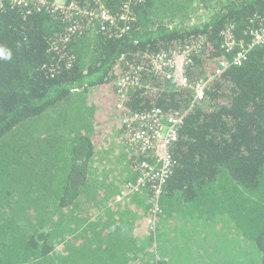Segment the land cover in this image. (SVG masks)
<instances>
[{
    "label": "trees",
    "instance_id": "16d2710c",
    "mask_svg": "<svg viewBox=\"0 0 264 264\" xmlns=\"http://www.w3.org/2000/svg\"><path fill=\"white\" fill-rule=\"evenodd\" d=\"M65 1L91 7L89 0ZM102 1L116 21L128 4V30L96 33L79 18L65 46L56 43L72 22L59 11L0 9V264H148L152 250L134 251L136 239L151 243L161 229L165 256L150 253L152 264H264V45L242 66L212 76L225 56L220 33L229 28L235 40L248 41L264 24V0H198L209 18L190 24L188 14L199 7L192 0ZM197 40L202 49L191 54L186 77L193 84L207 76L202 102L190 88L153 77L146 63ZM137 67L140 84L118 109L116 80ZM154 108L181 116L173 173L154 218L146 193L125 202L141 207L127 212H142L133 222L136 239H127L105 223L113 215L127 219L114 194L136 176L137 157L126 150L120 121ZM110 132L116 142L106 144ZM106 154L113 156L104 168L124 160L134 176L116 185L93 178ZM178 231L183 253L175 259L169 234ZM199 235L225 255L209 251L211 259H203L201 245L194 247ZM192 253L198 256L184 260Z\"/></svg>",
    "mask_w": 264,
    "mask_h": 264
},
{
    "label": "built area",
    "instance_id": "2783aa9c",
    "mask_svg": "<svg viewBox=\"0 0 264 264\" xmlns=\"http://www.w3.org/2000/svg\"><path fill=\"white\" fill-rule=\"evenodd\" d=\"M129 1V0H127ZM91 7L79 6L65 0H0V9L5 6L24 9L27 11L60 12L65 20L72 22L63 32L56 44L65 46L80 28L79 18L86 20L91 30L96 33L107 34V28H114L118 34H124L128 30V24L134 18L128 4L122 6L123 13L119 21L110 15L102 0H89ZM221 50L225 54L215 65L212 76L216 77L229 68L242 66L252 49L264 45V24L252 31L248 41L235 40L229 28L220 33ZM203 42L197 40L183 48L170 49L153 55L147 59V70L155 78L166 81L173 88H190L194 93L193 101L202 102L205 99V89L208 78L206 75L198 78L190 84L186 77V70L193 62L191 56L199 54ZM139 67L132 72L123 73L115 83L116 92L119 95L117 108L122 106V98L128 89L140 84ZM149 87L146 86V89ZM121 126L124 129L123 138L127 148L134 152L137 159L134 169L135 178L121 184L118 193L114 196L116 204L123 203L130 197L146 193L153 202L149 216L158 213L156 208L168 180L173 173L172 147L178 140V128L181 124V116L167 115L160 108H154L146 113H129L121 118ZM146 196V195H145Z\"/></svg>",
    "mask_w": 264,
    "mask_h": 264
},
{
    "label": "crops",
    "instance_id": "0c3cea01",
    "mask_svg": "<svg viewBox=\"0 0 264 264\" xmlns=\"http://www.w3.org/2000/svg\"><path fill=\"white\" fill-rule=\"evenodd\" d=\"M113 134L114 133H112V132L109 133V135H108V137H107V139L105 141L106 144L109 143V142L110 143L111 142H116L115 136ZM116 145H117V143H116ZM126 150L128 152H130L129 149H126ZM126 150L124 149L125 152H126ZM108 151H110V150H108ZM125 152H124V157H126V155H127ZM114 155H117V154H114ZM111 156H113V155L106 154L104 157H102V160L106 161ZM102 160H101L100 164H98L95 167V170H94L95 176L93 177L95 179L104 180V178H105L107 181H110L113 185H116V184L121 183L122 181H124L126 179V177H128L130 175H133L132 171L127 166H124L125 165V163L123 162L124 160H121L119 164H116V160L112 159L111 160V162H112L111 165H110L109 161H107L105 163V168H104V164H102ZM99 166L101 167V170H100ZM133 171H134V174L136 175L135 169H133ZM131 180L132 179H129L127 181H131ZM127 181H125V182H127ZM120 186H119V189H120ZM119 189L117 188V191L115 192L114 196L118 193ZM126 201L127 200H125L123 203H120L121 205H119V210H118L119 213H127V219H124V225H125L126 229L124 231H120V234L123 237L127 238V239H132V238L136 239L135 235L138 234V230H136V227H135L133 222H135L136 219L139 220L138 217H136V216H140V213H139V211H134V210H132V212L129 213V212H127V210L129 209L128 208L129 206L133 207V208H136V209H139V210H140L141 207H136L134 205H132V206L128 205L127 203H125ZM114 204H116V203L114 202ZM114 221H115V224H110L111 222H114ZM175 223H177L179 225L180 224L183 225L182 221H176ZM116 226H119V223H118V220H117V216H115L113 220H109V225L107 226V228H110L111 231H114ZM161 234H162V229L157 231L156 234L154 233L152 235L153 236L152 237L153 241L151 243H150L149 238L147 236H139L138 239H136V240H138V242H136V246L134 248V251L137 250V247L142 248V246H143V247H145V249H144L145 252L152 250L150 253H155V254L158 253V251L160 249H162V246L159 243V241L161 240ZM176 239H178V242L175 241ZM169 240H170L169 241V249H170L171 252H175V250L177 248L178 249L182 248V243L181 242L183 240L180 239V231L176 232L175 234L174 233L173 234L170 233L169 234ZM173 242H174V244H173ZM173 249H174V251H173Z\"/></svg>",
    "mask_w": 264,
    "mask_h": 264
},
{
    "label": "rangeland",
    "instance_id": "374dc122",
    "mask_svg": "<svg viewBox=\"0 0 264 264\" xmlns=\"http://www.w3.org/2000/svg\"><path fill=\"white\" fill-rule=\"evenodd\" d=\"M192 2H194L193 4H196V5H198L199 6V4H200V2L198 1V0H192L191 1V3ZM196 2V3H195ZM192 4V5H193ZM186 5V4H185ZM201 8V9H200ZM203 7H193V9L190 11V13L188 14V16H189V18H188V21H187V23L189 22V24L190 23H198V22H203V21H205V18L206 19H208L209 18V15H207V13L205 12V9H202ZM169 24H171V25H175V23L173 22V23H169ZM103 162H105V160H102ZM100 164V163H99ZM99 168H100V170H101V167L99 166ZM116 205V204H115ZM118 206L119 205H121V204H117ZM139 213H142V212H139ZM116 215H113V216H111L110 218H108L106 221H105V223H109V220H113L114 219V217H115ZM124 219H126V218H121V217H119V216H117V220H118V223H119V226H116L115 228H118L119 229V231H124L125 229H126V227H125V225H124ZM178 223V222H177ZM110 224H115V221L114 222H111ZM123 229V230H122ZM197 237H200L199 239H197V240H199L198 241V243L197 244H195L194 245V247H197V246H200L199 248H196V250H197V252L198 253H200L201 254V257L203 258V259H211V258H209V251L211 252L210 254V256H216L218 253H220V257H218V258H221V257H223L224 255H225V253H224V250H223V248H221V249H217V250H214L213 248H207V246H206V244H204V243H202L201 244V241H202V236L201 235H199V236H197ZM196 241V240H195ZM204 244V245H203ZM234 246L233 245H231L229 248H226V250H231L232 248H233ZM177 250H178V248L175 250V252L174 253H176V255H175V259H176V256H177ZM220 250V252H218ZM160 251H161V249L159 250V253H160ZM205 251V252H204ZM235 254L237 253V249L235 248ZM233 252V253H234ZM183 253V249L181 248V254ZM208 253V254H207ZM148 255L149 256H152L151 254H150V252L149 253H147L146 255H145V260H148V261H150V262H148V264H152V262H151V260L149 259V257H148ZM158 256L159 257H163V256H165L163 253H160V254H158ZM195 256H198L197 255V253H192L191 254V256H187L184 260H187L189 263L191 262V257L193 258V257H195ZM177 258H179V257H177ZM167 260H169L168 258H166ZM180 261V260H179ZM215 261V260H214ZM214 261H212V262H214ZM143 262H145V261H143ZM176 264H182V263H177V260H176ZM194 264H210V263H208V262H206V260H198V261H196V262H194Z\"/></svg>",
    "mask_w": 264,
    "mask_h": 264
}]
</instances>
